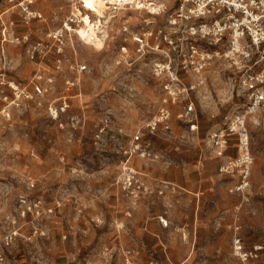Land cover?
Returning a JSON list of instances; mask_svg holds the SVG:
<instances>
[{"label":"rangeland","instance_id":"rangeland-1","mask_svg":"<svg viewBox=\"0 0 264 264\" xmlns=\"http://www.w3.org/2000/svg\"><path fill=\"white\" fill-rule=\"evenodd\" d=\"M54 2L40 4H47L46 9L63 6L59 21L68 5L66 0ZM8 7L0 1V12ZM128 14L129 26L136 30L158 29L163 21L145 23L139 18L143 13ZM128 14L122 13L124 18ZM2 19L14 20L19 33L27 30L16 10ZM118 28L116 22L111 25L106 47L103 40L87 45L73 39L77 55L67 51L66 64L76 60L89 70L83 75L82 97L72 100L68 114L59 120L50 118L47 106L63 93L61 80L41 104H11L12 91L0 86V235L21 227L11 261L125 264L123 250L134 246L139 264H245L234 247L241 240L246 251L262 248L250 264H264V107L255 115L261 125L249 123L252 163L246 189L236 192L239 174L221 170L223 162L238 156L237 140L229 142L223 158L216 157L210 143L213 131L226 127L232 114L247 105L246 71L231 68L225 60L207 70L205 86L191 94L198 133L178 119L177 105L172 133L146 134L153 154L138 160L154 181L167 182L168 188L163 195L133 201L115 185L117 151L156 112L163 80L152 73L156 55L140 58L129 42V56L123 58ZM34 68L24 45L0 44V79L5 75L27 83ZM106 115L111 126L102 133ZM161 218L168 219V227L161 225Z\"/></svg>","mask_w":264,"mask_h":264},{"label":"built area","instance_id":"built-area-1","mask_svg":"<svg viewBox=\"0 0 264 264\" xmlns=\"http://www.w3.org/2000/svg\"><path fill=\"white\" fill-rule=\"evenodd\" d=\"M40 1L5 0L9 7L0 12V44L24 45L27 57L36 66L27 83L10 81L5 75L1 77L0 86L13 93L11 104H41L40 100L52 94L55 84L61 80L63 93L48 103L47 110L52 120L65 117L72 100L82 97L83 75L89 70L87 64L77 63L76 60L73 64H66L69 61L67 51H74L77 55L73 39L79 38L88 45L91 40L99 38L106 47L110 40V27L116 22L123 36L124 44L120 48L123 58L129 56V42L140 58L156 55L152 73L163 80L156 112L132 133L126 146L119 145L117 151L120 171L115 185L130 199L139 201L143 197L163 195L168 188L167 183L152 181L133 165L134 158L147 160L150 156L146 134L172 133L173 110L177 105H181L178 119L190 132L198 133L197 106L191 94L198 93L205 86L207 70L216 61L225 60L231 68L246 71L244 83L249 90L248 103L243 110L232 114L226 127L213 131L210 143L220 157L229 142L237 140L238 156L222 165L221 170L239 174L241 184L236 192L247 188L252 163L249 123L261 125L259 120L254 122L253 117L264 107V0H104L108 6L104 17L91 7V1L66 0L68 11L59 21L63 6L44 10L38 8ZM15 10L20 13L22 24L27 28L25 32L16 31L14 20L2 19ZM128 12L143 13L146 17L140 15L139 18L145 23H154L155 19L162 18L161 27L131 28ZM122 13L128 14V17L124 18ZM35 22L41 23V26L34 27ZM188 77H193L194 82L185 81ZM2 92L4 94V90ZM4 100L8 101L9 96L5 94ZM6 105L9 106V103ZM7 109L3 108L2 113ZM73 120L77 124L82 121ZM101 125L102 133L110 130L109 115L103 118ZM22 203L25 206L27 201ZM39 209V204H35V212L39 213ZM22 216L26 217L25 209ZM160 223L164 228L169 226L168 219L161 218ZM20 230L21 227H14L0 235V264H13L10 255ZM234 247L245 264L257 258L262 249L256 247L246 251L241 240H237ZM138 256L136 249L123 250L125 264H139Z\"/></svg>","mask_w":264,"mask_h":264},{"label":"crops","instance_id":"crops-1","mask_svg":"<svg viewBox=\"0 0 264 264\" xmlns=\"http://www.w3.org/2000/svg\"><path fill=\"white\" fill-rule=\"evenodd\" d=\"M46 6H48V5H46ZM46 6H45V5L42 6V4H39V5H38V8H41V9H42V7H43V8H46ZM35 71H36V66H35V68H34L33 74H34ZM110 126H111V125H110ZM113 137H115V136H113ZM113 137H112V138H113ZM229 146H230V145H229ZM229 146H228V147H229ZM227 149H228V148H227ZM227 149H226L224 155L226 154ZM224 155H223V156H220V157H218V156L216 155V157H218V158L226 157V156H224ZM230 158H231V157H230ZM230 158H229V159H230ZM226 163H227V162H223V164H226ZM133 165H134L137 169H139L140 171H142L143 173H145V174H146V175H147L152 181H154L153 178L150 176V174H149V173L146 171V169L144 168V165H143L142 163H140L139 160H138L137 158H134V159H133ZM119 171H120V168H119ZM118 174H119V172H118ZM118 174H117V176H118ZM117 176H116V177H117ZM151 180H150V181H151ZM163 183H167V182H163ZM167 184H168V183H167ZM118 188H119V187H118ZM119 189H120V188H119ZM128 214H131V212H129ZM125 248H126V249H135L136 247L133 246V247H125ZM138 260H139V258H138Z\"/></svg>","mask_w":264,"mask_h":264},{"label":"bare ground","instance_id":"bare-ground-1","mask_svg":"<svg viewBox=\"0 0 264 264\" xmlns=\"http://www.w3.org/2000/svg\"><path fill=\"white\" fill-rule=\"evenodd\" d=\"M88 1H91V7L92 8H94L95 9V11L98 13V15H101V17L103 16H105V12L107 11V9H108V6L106 5V3H104V0H88ZM47 3H48V1H47ZM47 5V4H46ZM45 5V6H46ZM48 6H46V8H47ZM96 40L98 39V40H101V39H99V38H95ZM80 40V39H79ZM81 41V40H80ZM94 41V39L93 40H91L90 42H93ZM95 43V42H94ZM253 121L254 122H257V118H256V116L255 117H253ZM258 126V125H257Z\"/></svg>","mask_w":264,"mask_h":264}]
</instances>
